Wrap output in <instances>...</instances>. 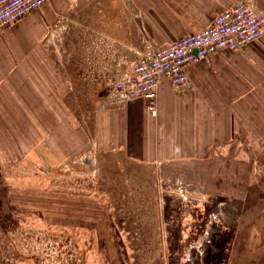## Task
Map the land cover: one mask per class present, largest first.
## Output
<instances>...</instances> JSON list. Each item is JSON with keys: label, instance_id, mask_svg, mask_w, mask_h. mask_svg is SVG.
Wrapping results in <instances>:
<instances>
[{"label": "crops", "instance_id": "1", "mask_svg": "<svg viewBox=\"0 0 264 264\" xmlns=\"http://www.w3.org/2000/svg\"><path fill=\"white\" fill-rule=\"evenodd\" d=\"M242 2L264 13V0H50L20 22L0 26V114H33V124L35 114H47V130L34 133L48 137L32 150L45 148L43 162L87 153L93 159L94 213L106 221L96 220L93 228L100 264H261L262 221L244 214L232 236L231 215L223 223L210 215L202 224L205 213L194 200L209 204L221 194L203 195L198 184L208 182L215 167L236 157L244 160L240 167L248 159L240 155L246 152L240 134L264 114V35L188 67L187 88L163 81L157 116L143 99L119 101L108 91L149 50L208 28ZM120 166L155 173L153 180L132 177L142 181L147 199L152 181L158 188L156 219H114L131 210L117 212L114 196L98 183H116L120 175L113 168ZM125 176L131 182V174ZM228 186L223 197L232 193V204L244 205L238 199L243 192ZM99 198L109 201L106 209Z\"/></svg>", "mask_w": 264, "mask_h": 264}, {"label": "rangeland", "instance_id": "2", "mask_svg": "<svg viewBox=\"0 0 264 264\" xmlns=\"http://www.w3.org/2000/svg\"><path fill=\"white\" fill-rule=\"evenodd\" d=\"M46 115L35 114L39 121L36 119L33 124V114H0V264H100L101 249L93 228L96 220H102L103 217L94 213L98 205L94 197L97 191L93 178L94 165L90 163L93 159L89 153L79 156L73 154L63 161L60 158L57 162L52 160L46 163L41 161L47 156L43 146L41 152L35 149V156L32 155L33 147L48 137L46 132L34 133L47 130L50 119ZM257 116L255 123L253 119L251 123H245L246 136L240 134L245 143H241V150L246 146V152L241 151L240 155H246V163H241L239 167L238 162L244 160L236 157L222 167H215L214 174L209 172V181L198 184L201 192L205 191L203 195L221 194H214L209 204L205 198L194 200V203L197 201L196 206L201 205L205 213L200 216L203 218L202 224L211 222L210 215L217 223L228 221L231 215L232 236L244 214H251L252 222L262 221L264 224V114ZM253 156L255 160L251 162L249 158ZM117 159L121 162L120 158ZM113 169L119 173V180L111 185L99 182L98 188L114 196L117 212L118 209L131 210L130 215L118 213L114 219L141 223L156 219L155 207L160 205V200L155 198L158 188L152 181V197L147 199L143 192L144 184L138 180L142 176L153 180L155 173L133 166ZM125 170L131 174V182L126 181L125 175L130 174ZM134 174L139 176L137 180L134 179L137 177H132ZM212 177L214 181H211ZM230 182L233 188L237 187L238 191L243 192L244 198L238 196L244 203L241 207L240 202L232 204V193L226 195L229 197L227 199L223 197ZM123 193H126V199L117 197ZM98 204L107 208L109 201L99 198ZM136 208L142 210L134 211Z\"/></svg>", "mask_w": 264, "mask_h": 264}, {"label": "built area", "instance_id": "3", "mask_svg": "<svg viewBox=\"0 0 264 264\" xmlns=\"http://www.w3.org/2000/svg\"><path fill=\"white\" fill-rule=\"evenodd\" d=\"M50 0H0V26H12ZM264 35V13L253 4L239 3L220 14L212 25L143 54L130 74L117 80L111 94L119 101L143 99L152 115L158 113L159 88L168 80L176 89L190 84L188 67L219 51H237Z\"/></svg>", "mask_w": 264, "mask_h": 264}, {"label": "trees", "instance_id": "4", "mask_svg": "<svg viewBox=\"0 0 264 264\" xmlns=\"http://www.w3.org/2000/svg\"><path fill=\"white\" fill-rule=\"evenodd\" d=\"M258 262H260L261 264H264V256H262V257L258 260Z\"/></svg>", "mask_w": 264, "mask_h": 264}]
</instances>
